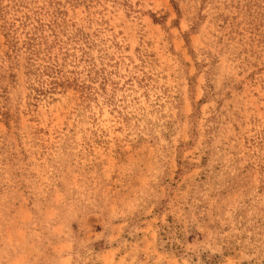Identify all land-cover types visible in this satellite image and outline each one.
Returning a JSON list of instances; mask_svg holds the SVG:
<instances>
[{
    "label": "rangeland",
    "instance_id": "rangeland-1",
    "mask_svg": "<svg viewBox=\"0 0 264 264\" xmlns=\"http://www.w3.org/2000/svg\"><path fill=\"white\" fill-rule=\"evenodd\" d=\"M0 264H264V0H0Z\"/></svg>",
    "mask_w": 264,
    "mask_h": 264
}]
</instances>
